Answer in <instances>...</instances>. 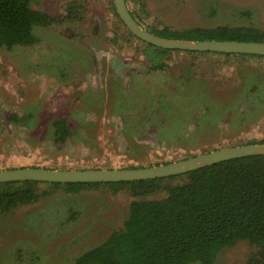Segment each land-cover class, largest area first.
Returning a JSON list of instances; mask_svg holds the SVG:
<instances>
[{"label":"rangeland","instance_id":"rangeland-1","mask_svg":"<svg viewBox=\"0 0 264 264\" xmlns=\"http://www.w3.org/2000/svg\"><path fill=\"white\" fill-rule=\"evenodd\" d=\"M135 2L160 27L264 29V0ZM32 5L56 21L35 28L38 43L0 48V170L156 166L263 140L264 57L173 50L152 58L113 0H88L71 20L67 0ZM61 118L71 132L56 139ZM129 189L39 182L38 199L0 214V264H75L124 227ZM253 251L241 240L215 264H247Z\"/></svg>","mask_w":264,"mask_h":264},{"label":"trees","instance_id":"trees-1","mask_svg":"<svg viewBox=\"0 0 264 264\" xmlns=\"http://www.w3.org/2000/svg\"><path fill=\"white\" fill-rule=\"evenodd\" d=\"M126 1L131 14L159 36L264 42V29L254 26L223 24L174 29L148 24L137 2ZM87 3L88 0H67L66 18H81ZM32 4L33 0H0V48L12 50L38 43L35 28L51 26L56 21ZM116 15L130 36L143 42L149 53L154 52L152 58L173 51L137 38L117 12ZM158 63L155 67H160ZM54 125L56 139L71 132L64 118L57 119ZM256 143L264 144V138ZM39 182L0 183V214L38 199ZM115 183L128 185L134 197L129 217L123 228L78 256L75 264H215L221 251L241 240L254 247L247 264H264V155L233 158L163 178ZM157 192H165L166 196L138 199Z\"/></svg>","mask_w":264,"mask_h":264},{"label":"water","instance_id":"water-1","mask_svg":"<svg viewBox=\"0 0 264 264\" xmlns=\"http://www.w3.org/2000/svg\"><path fill=\"white\" fill-rule=\"evenodd\" d=\"M113 1L120 19L132 32V34L154 46L169 50L264 55V42L213 39H175L159 36L147 30L131 14L126 0ZM251 155H264V144L255 143L231 146L195 155L177 162L147 167L80 170L19 167L0 170V183L20 180L52 183H97L157 179L186 173L221 161Z\"/></svg>","mask_w":264,"mask_h":264},{"label":"flooded vegetation","instance_id":"flooded-vegetation-1","mask_svg":"<svg viewBox=\"0 0 264 264\" xmlns=\"http://www.w3.org/2000/svg\"><path fill=\"white\" fill-rule=\"evenodd\" d=\"M77 70V69H76Z\"/></svg>","mask_w":264,"mask_h":264}]
</instances>
